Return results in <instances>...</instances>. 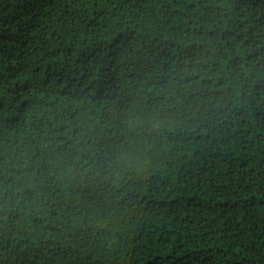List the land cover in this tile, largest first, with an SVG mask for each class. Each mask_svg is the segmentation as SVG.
<instances>
[{
	"label": "trees",
	"instance_id": "16d2710c",
	"mask_svg": "<svg viewBox=\"0 0 264 264\" xmlns=\"http://www.w3.org/2000/svg\"><path fill=\"white\" fill-rule=\"evenodd\" d=\"M0 264H264V0H0Z\"/></svg>",
	"mask_w": 264,
	"mask_h": 264
}]
</instances>
